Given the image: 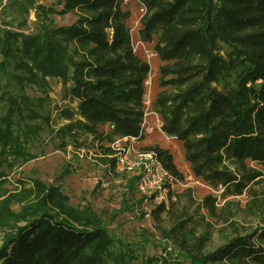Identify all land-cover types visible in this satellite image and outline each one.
I'll use <instances>...</instances> for the list:
<instances>
[{
  "label": "trees",
  "instance_id": "trees-1",
  "mask_svg": "<svg viewBox=\"0 0 264 264\" xmlns=\"http://www.w3.org/2000/svg\"><path fill=\"white\" fill-rule=\"evenodd\" d=\"M140 2V40L154 42L165 61L152 104L160 129L182 143L194 176L220 191L201 200L190 187L174 192L172 182L185 179L174 155L158 144L146 146L172 180L162 188H169L167 199L151 211L165 243L144 263L264 264V217L254 228L238 219L242 208L264 216V197L256 189L264 186V0ZM32 12L35 30L28 31ZM68 15L72 22H57ZM130 17L125 0H0V77L6 80L0 95V264L140 260L145 241L117 238L90 202H71L61 186L69 168L53 184L37 175L8 178L37 158L47 132L62 150L72 146L77 155L93 149L114 172L112 143L145 138L151 67L134 49ZM51 79L61 82L68 105L48 107ZM242 195L249 197L245 207L231 199ZM155 197L144 195L139 203Z\"/></svg>",
  "mask_w": 264,
  "mask_h": 264
},
{
  "label": "rangeland",
  "instance_id": "rangeland-1",
  "mask_svg": "<svg viewBox=\"0 0 264 264\" xmlns=\"http://www.w3.org/2000/svg\"><path fill=\"white\" fill-rule=\"evenodd\" d=\"M46 5H57L59 0H38ZM125 6L131 11V17L128 19V25L131 29L132 42L136 53L148 61L151 67L148 79L146 81L145 96V120L144 130L145 138L141 141L142 145H160L169 149L174 155V161L184 173L183 181H173L170 189L180 193L187 188H191L193 197L201 200L208 193L219 195L220 191L213 189L205 181L194 176L190 169V164L184 158V149L182 143L174 137H169L160 129L161 118L153 110V100L160 90L159 86V67L165 63L155 51L154 42H144L140 40L139 29L141 27V18L145 12L144 6L140 0H125ZM74 17L68 15L65 17L57 16L59 24L72 22ZM36 17L34 12L30 14L28 31L35 30ZM1 59V56H0ZM6 80L0 77V95L2 94ZM52 90L50 92L52 102L49 108L54 105H68V101L63 98V87L58 79H51ZM29 94H34L32 89H28ZM4 112V104L0 103V114ZM106 130V126L102 127ZM43 144L37 146V158L22 165L15 171L9 173L8 178L15 182L19 177L37 175L48 184L56 183L57 176L67 167L70 173L65 176L61 182L62 189L70 196L74 205L90 202L94 209L102 216L110 232L117 238L127 242H144V246L139 249L140 260L136 264H145L144 257L157 255L162 251L161 246L165 242L157 230L156 220L151 211L161 200L167 199L168 189H162L157 193L153 200L144 199L139 203L144 195L138 192L136 188L135 174L123 173L118 171H108L98 158L95 152L88 154H75L72 146L68 151L58 148V140H53L50 134L44 133ZM93 153V154H92ZM250 165L262 168V165L249 161ZM135 180H134V179ZM133 181V183H132ZM97 185V186H96ZM12 188L13 185H9ZM256 189H260V196L264 197V186L259 184ZM165 199V200H166ZM239 199L242 207L247 206L249 197L242 195L231 198ZM218 205L224 204V198H219ZM234 207V205H231ZM17 207V206H16ZM239 210L238 219L246 228H254L263 221V214L259 211H249L247 208ZM205 212L204 210L202 211ZM3 232L0 231V245L2 243ZM149 241V242H146ZM216 243L221 242V237L216 235Z\"/></svg>",
  "mask_w": 264,
  "mask_h": 264
},
{
  "label": "built area",
  "instance_id": "built-area-1",
  "mask_svg": "<svg viewBox=\"0 0 264 264\" xmlns=\"http://www.w3.org/2000/svg\"><path fill=\"white\" fill-rule=\"evenodd\" d=\"M141 141L138 136H126L118 137L112 143L117 155V171L135 174L136 188L142 195L157 196L172 177L160 162L157 152L145 148Z\"/></svg>",
  "mask_w": 264,
  "mask_h": 264
}]
</instances>
